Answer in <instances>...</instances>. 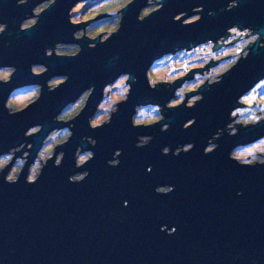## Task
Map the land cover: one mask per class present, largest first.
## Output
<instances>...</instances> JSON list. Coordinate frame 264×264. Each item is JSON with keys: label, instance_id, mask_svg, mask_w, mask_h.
Listing matches in <instances>:
<instances>
[{"label": "water", "instance_id": "95a60500", "mask_svg": "<svg viewBox=\"0 0 264 264\" xmlns=\"http://www.w3.org/2000/svg\"><path fill=\"white\" fill-rule=\"evenodd\" d=\"M44 1L19 5L17 0H0V23L7 24L0 34V67L13 68L7 80H0V155L21 143L16 155L28 153L18 183L4 178L13 160L0 175V264H264V164L241 166L230 158L234 147L264 137V121L239 126L234 136L226 127L237 116L231 117L232 111L244 105L239 99L264 78V47L249 45V56L232 65L221 83L203 89L204 99L193 108L166 104L185 80L218 60L191 69L168 86L156 83L153 89L148 78V70L164 56L207 40L219 46L218 39L234 25L264 36V0H240L230 11V0H165L162 10L156 8L143 21L139 14L148 0H132L121 9L119 25L107 40L74 36L77 28L105 16L72 22L70 10L83 0H52L36 23L22 31L26 15ZM199 5L202 17L185 22L197 15L193 9ZM57 43H78L80 49L71 55H46ZM35 63L45 70L33 72ZM129 72L138 78L129 99L118 103L110 124L92 129L89 119L105 86ZM53 76L69 79L49 91L47 81ZM31 84L40 85L39 96L18 114H9L5 105L10 93ZM87 90L84 106L74 117L55 119ZM148 104L166 108V119L134 123L136 106ZM194 117L196 123L186 129L184 124ZM162 123L171 127L162 131ZM72 124L70 141L55 146V154H65L63 163L55 166L54 157L38 182L28 183L27 165L34 162L44 139ZM35 125L39 131L27 137ZM221 128L219 147L205 155L209 138ZM140 135L153 139L137 147ZM89 136L97 140L95 146L83 139ZM188 143L195 147L178 156L162 152L166 146L174 152ZM81 145L95 157L77 168L75 152ZM117 149L123 150L120 164L112 167L108 161ZM85 170L90 174L83 182L69 181ZM162 185H174L175 190L157 193ZM173 227L176 232L169 234Z\"/></svg>", "mask_w": 264, "mask_h": 264}, {"label": "clouds", "instance_id": "9594fccd", "mask_svg": "<svg viewBox=\"0 0 264 264\" xmlns=\"http://www.w3.org/2000/svg\"><path fill=\"white\" fill-rule=\"evenodd\" d=\"M240 0H230V2L227 5V10H231L235 7L239 6ZM17 3L19 5H24L28 3V0H17ZM134 3V0H133ZM132 3V4H133ZM165 0H157V6L162 10L164 7ZM131 4V5H132ZM195 13H197L196 19H200L202 17L203 13V5H199L193 9ZM208 14L214 15V12L212 10H209ZM176 20V17H174ZM139 20L143 21L145 20L144 17H142L139 14ZM7 29V24L3 23L0 24V34L5 33ZM21 30L25 31L24 25H21ZM91 30V29H90ZM229 32L233 34L237 39L241 41L239 44V47L237 49H232L229 52H226V55L230 56V59L227 61H221V63L214 67L213 70L207 73L203 74H197L195 75L194 80H187L185 81L181 87L177 88L175 91V98L178 103H183L184 107L193 108L195 107L200 101L204 99V91L203 89L208 88L210 89L211 86L221 83L224 79V76L228 74L234 67H231L232 65L237 66L238 62L242 58H247L250 53L249 45L259 44L260 47H264V36H262L259 32H254L252 28H241L239 25H234L229 28ZM112 34L109 33L108 36H106L104 39L107 40L109 36ZM254 41V42H253ZM201 46L199 50L201 52L205 53H212V49L214 47L211 40H207L206 42H201ZM91 47H95V45H91ZM244 49H247V51H244ZM46 55H51V50H46ZM218 59V55L212 54L209 56V59ZM115 59H118L116 57ZM207 62V61H205ZM32 71L37 70H44L42 65L33 64L31 67ZM65 79L68 81V76L63 77H53L51 78L52 81H58L61 79ZM137 77H133L132 73H123L121 74L117 80L119 81V88H109L107 92L105 93L104 100L105 104L107 105L103 109V114L108 117L106 120V124H110L113 118V115L119 111V107L117 102L113 99V96H120L123 100L127 101L131 95V91L133 88V84L137 81ZM92 88H95V85L91 86ZM107 87V85L105 86ZM150 87L153 89H156L155 84H150ZM198 88L199 91L194 96H187V92L190 89ZM26 91L14 89L13 91L16 93V95H25V94H31L35 96L40 91V85L39 84H32L25 86ZM49 91H55V87H49ZM13 99H15V96H13ZM187 100L186 103L184 101ZM9 114L15 115L18 114L16 108L11 104L8 103L5 105ZM76 102H73L69 105H66L65 108L61 110V112L55 117L57 121H59L63 116H65L67 113L73 111L76 108ZM264 107V106H262ZM259 112V115L256 113ZM141 113H148L149 118L152 117H159L161 118L162 122L166 119L164 116V108L162 109L160 105H137L135 109L134 117L135 119H143L144 117L141 115ZM99 114V113H98ZM262 121H264V111H261L260 109L254 110V112L251 114V116L248 119V124H251V126H256L260 124ZM196 123L195 117L188 120L184 127L187 129L190 126L194 125ZM89 124L92 129H96L92 123V117L89 119ZM242 126H247V124H240ZM75 127L74 124H72L70 127H64L58 129L55 134L49 136L47 139H44L43 144L38 151L37 157L34 160V162L31 165L28 166V175L26 177V180L28 183H36L40 179L41 175L43 174L44 168L47 166L50 160L54 159L55 166L59 167L63 162L64 153H60L59 155L55 154L53 151H50L49 148L52 145L59 144L61 141L69 142L70 139L73 137L74 132L73 128ZM171 127L170 123H162L161 130L167 131ZM227 129L229 135H237L239 132V127H233L232 120L227 124ZM40 125H35L30 127L25 135L27 137H32L33 133L36 131H39ZM224 128L219 129L212 137L209 138V142L207 146L204 148L205 155L212 153L214 150H216L219 145L216 143V141L223 135ZM84 140L89 142L92 146H95L97 144V140L91 136L84 137ZM153 137L148 136L147 139L143 138L142 135L138 137L137 140V147H145L149 143H151ZM264 139V137L260 138ZM210 145L212 147H210ZM195 147L194 143H188L179 145L176 147L175 151L173 152L172 148L170 146H166L162 149V152L164 155H180L182 152H189ZM23 149V143L19 144L18 146H15L11 148L7 153H3L0 155V175H3L4 173V167L5 165L13 160V157H15V163L13 165L14 168L21 170V174H17L16 172H12L4 177L6 182L10 184L18 183L21 175L25 168L26 160L25 158L21 156H17L16 153L21 152ZM122 149H117L114 153V158L110 159L108 161V164L112 167H117L120 164V160L118 157L122 155ZM95 157L94 152L92 150H85L83 145L79 146L75 152V158H76V167L82 168L84 167L88 162H90ZM230 158L234 159L237 163H239L241 166H255L257 163L264 164V155H253L251 158L244 157L240 158L236 155V148L234 147L233 150L230 152ZM149 171H151V166H149ZM89 171H81L72 174L69 177L70 182H83L88 176ZM175 190L174 185H162L158 186L156 188V192L160 194H169ZM242 193H238L240 195ZM128 204V201H125V206ZM176 228L173 227L169 230V234H173L176 232Z\"/></svg>", "mask_w": 264, "mask_h": 264}, {"label": "rangeland", "instance_id": "374dc122", "mask_svg": "<svg viewBox=\"0 0 264 264\" xmlns=\"http://www.w3.org/2000/svg\"><path fill=\"white\" fill-rule=\"evenodd\" d=\"M93 1L94 0H83L77 2L70 10L71 11L70 19L72 22L75 23L82 22L83 20L87 22L88 20L94 19L101 15H105L89 21L91 25L85 28L86 31L84 33L90 39H95L99 35V39L104 40V38L108 36L109 33H112L117 29L121 19V9L132 0H97V2H93ZM148 3L149 4L146 7L142 8L140 11V15L142 17L147 15L151 11L155 10L156 8H158L157 0H148ZM42 9L43 7H39V10L37 12L39 13ZM196 16L197 15H194L192 17L185 19V22L195 20ZM176 17H178V15ZM34 22H35V18H31L26 20V22L23 25L24 27L30 24L33 25L35 24ZM82 34H83L82 30H79L75 33L77 38L82 37L83 36ZM218 43L219 46H214L212 49V53L201 52L199 50L201 44H199L194 48L182 49L180 51H176V53L174 54H168L164 56L161 60L155 62L154 65L148 70V78L150 84H156V83L163 84L164 82H167L165 85H169V83L173 82L177 78L185 76L191 69L198 67L203 68L205 64H207L210 60L212 61L218 60L216 64L209 66V68L206 71H203L202 73L197 72L194 74V76L191 79H188V80H194L195 75L210 72L211 70H213L214 67L218 66L221 63V61H227L228 59H230V56L226 55L225 53L229 52L232 49H237L241 41L228 31L226 35L218 39ZM67 46L68 48H65ZM58 50L63 52L75 53L79 50V47L73 44L69 46L67 44L64 45L59 43L54 47V49H51V52ZM244 51H247V49H244ZM212 54L218 55L219 58L209 59V56ZM43 68L45 69L44 66ZM12 71L13 68L11 67H7V68L0 67V80H7ZM42 71L37 70L34 72L39 73ZM53 77H60V76H53ZM51 78L47 82L49 87H54L64 80L62 78L61 80L58 81H52ZM182 84L179 87H181ZM119 86H120L119 81L116 79L113 83L107 84V87L104 88L103 98L99 103V105L97 106L94 116L92 117V123L94 126L100 125L103 122H106V120L108 119V117H106L103 114V109L107 106L105 104L104 96L109 88H119ZM17 89L26 91L25 87H21ZM194 90H197V88L190 89L188 92ZM88 94H89V90L85 91L77 99L76 108L73 111L67 113L61 119L69 120L72 117H74L84 106ZM194 95L196 94L188 95V96H194ZM13 96H15V99H13ZM37 96L38 94H36L35 96L31 94L16 95V93L12 91L7 99L6 104L11 103L16 108V110H18L26 106ZM113 99L117 102V104L121 100H123L120 96H115V95L113 96ZM239 101L244 105L232 111L231 117H234L237 114V116L232 120L233 127L236 126L242 127V125H236L238 123L248 125V119L251 116V114L254 112V110L260 109L261 111H264V107H262L264 106V78L261 79L249 92L244 94L239 99ZM184 102H187V100H185ZM178 104L180 103L176 101V98L174 96L173 99L170 100L166 105L171 106ZM256 114L259 115V112H257ZM141 115L144 117L143 119L133 118V122L137 124L138 123L148 124L161 119L159 117L149 118L148 113H141ZM57 130L50 132V134L46 137V139L49 136L55 134ZM143 138L147 139L148 137L143 136ZM62 142L63 141H61L60 143ZM59 144L52 145L49 148V150L55 152V146H58ZM29 146L30 144H28V147ZM210 147L212 146L210 145ZM60 153H62V151H58L56 154L59 155ZM258 153L264 155V139H259L254 143L236 147V155L240 158H244V157L251 158L253 155L260 156ZM27 154H28L27 151H24L20 156H22L23 158H25V160H27L26 157ZM14 163L15 160L8 171L9 174H11L12 172H16L17 174H19L20 172V170L13 167Z\"/></svg>", "mask_w": 264, "mask_h": 264}, {"label": "flooded vegetation", "instance_id": "af4514ba", "mask_svg": "<svg viewBox=\"0 0 264 264\" xmlns=\"http://www.w3.org/2000/svg\"><path fill=\"white\" fill-rule=\"evenodd\" d=\"M52 2V0H48V1H44V2H42V3H40V4H38V5H36L33 9H32V11L30 12V13H28L27 15H26V19H24L22 22H21V24H20V27H21V25L22 24H24L25 22H26V20H28V19H31V18H35V22L34 23H36V21H37V16H38V14L43 10V9H45L50 3ZM93 2H97V0H94ZM18 4V3H17ZM39 7H43V9L38 13L37 11L39 10ZM70 16H71V11H70ZM83 23H85L86 21H82ZM0 24H3V23H0ZM31 25V24H30ZM91 24H90V22L85 26V28L87 27V26H90ZM29 26V25H28ZM26 27V26H25ZM24 27V28H25ZM83 29V28H77L76 30H75V33L77 32V31H79V30H82V32H83V34L82 35H84V36H87V35H85L84 33H85V31H86V29ZM229 31V30H228ZM227 31V32H228ZM226 32V33H227ZM226 35V34H225ZM74 36L77 38V36L74 34ZM224 36V35H223ZM88 37V36H87ZM8 43V42H7ZM57 44H59V43H57ZM57 44H55V45H53V47L52 48H48V49H54V47L57 45ZM60 44H66V43H60ZM77 45L78 47H79V49H80V46H79V44L78 43H70V44H67V45ZM65 48H68V46L67 47H65ZM52 53V52H51ZM53 53H55V54H63V55H71V54H75V53H77V52H75V53H71V52H63V51H60V50H58V51H54ZM35 64H38V63H35ZM33 65V64H32ZM41 65V64H40ZM43 66V65H42ZM45 67V66H44ZM5 68H7V67H5ZM45 70V69H44ZM34 72V71H33ZM36 73V72H35ZM40 73V72H39ZM48 82V81H47ZM32 85V84H31ZM25 86H27V85H24V86H22V87H25ZM166 86H168V85H166ZM19 88H21V87H19ZM17 89V88H16ZM39 93H40V91H39ZM39 93H38V96H39ZM37 96V97H38ZM175 96V95H174ZM37 97H35L34 99H36ZM33 99V100H34ZM32 100V101H33ZM30 103V102H29ZM25 107V106H24ZM162 108H164V107H162ZM19 110V109H18ZM165 112H167L166 111V108H164V113ZM156 121H154V122H152V123H155ZM50 134V133H49ZM30 144V143H29ZM31 145V144H30ZM27 148H28V145H27ZM24 151H27V150H24ZM15 158V157H14ZM14 160L15 159H13V161H12V164H13V162H14Z\"/></svg>", "mask_w": 264, "mask_h": 264}]
</instances>
